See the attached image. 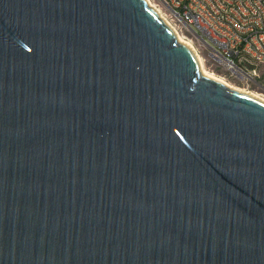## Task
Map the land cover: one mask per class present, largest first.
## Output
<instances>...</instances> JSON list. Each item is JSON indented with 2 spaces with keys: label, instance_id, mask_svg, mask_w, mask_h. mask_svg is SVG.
<instances>
[{
  "label": "water",
  "instance_id": "water-1",
  "mask_svg": "<svg viewBox=\"0 0 264 264\" xmlns=\"http://www.w3.org/2000/svg\"><path fill=\"white\" fill-rule=\"evenodd\" d=\"M0 264H264V102L147 0H0Z\"/></svg>",
  "mask_w": 264,
  "mask_h": 264
},
{
  "label": "built area",
  "instance_id": "built-area-1",
  "mask_svg": "<svg viewBox=\"0 0 264 264\" xmlns=\"http://www.w3.org/2000/svg\"><path fill=\"white\" fill-rule=\"evenodd\" d=\"M165 15L200 44L213 65L260 84L251 63L264 61V0H154ZM263 85V84H260ZM264 93V87L261 91Z\"/></svg>",
  "mask_w": 264,
  "mask_h": 264
},
{
  "label": "rangeland",
  "instance_id": "rangeland-1",
  "mask_svg": "<svg viewBox=\"0 0 264 264\" xmlns=\"http://www.w3.org/2000/svg\"><path fill=\"white\" fill-rule=\"evenodd\" d=\"M151 1L153 3H156V1H154V0H151ZM161 10H162L163 15H165L164 9H161ZM172 24L177 28V30L180 32L182 37L186 41H189L193 45V47L197 50V53L203 59V64H204L205 68L209 72L214 73L216 76L222 78L223 80H225L226 82H228L229 84H231L234 87L245 89V90H251V91H255L257 93L262 94L261 91L263 90V87H264V61L262 63L257 64V71L259 72V76L257 77V80L259 81L260 84H263V85H260L257 83H251L250 85H246L239 77L232 75L229 72H226L221 67L213 65V63L206 57V51L201 49L200 44L191 40V34L185 28L181 29L179 27L180 25L177 26L175 22H172Z\"/></svg>",
  "mask_w": 264,
  "mask_h": 264
},
{
  "label": "bare ground",
  "instance_id": "bare-ground-1",
  "mask_svg": "<svg viewBox=\"0 0 264 264\" xmlns=\"http://www.w3.org/2000/svg\"><path fill=\"white\" fill-rule=\"evenodd\" d=\"M147 2L158 12V14L164 19V21L176 32V35H177V38L182 40V41H185L192 49L193 51H195L196 53V56L198 58V61H199V65H200V69L201 71L207 75V76H210L218 81H221L222 83L228 85L229 87H233L234 89L240 91V92H243V93H246L254 98H257L261 101L264 102V93L262 92V94L260 93H257L255 91H251V90H245V89H241V88H237V87H234L232 86L231 84H229L228 82H226L225 80H223L222 78L216 76L214 73H211L209 72L204 64H203V59L202 57L197 53V50L193 47V45L189 42V41H186L182 35L180 34V32L177 30V28L172 24V21L165 15H163L162 13V8L157 4V3H153L151 0H147ZM159 6H157V5ZM165 14V13H164ZM168 18V19H167ZM260 47H264V39H260ZM263 57H264V49H263ZM257 64L258 63H251L250 64V71H257ZM231 85V86H230Z\"/></svg>",
  "mask_w": 264,
  "mask_h": 264
}]
</instances>
